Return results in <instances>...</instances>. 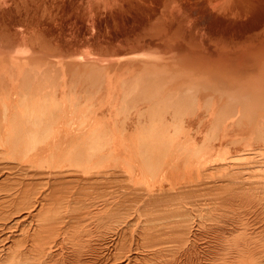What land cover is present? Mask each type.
<instances>
[{"label": "bare ground", "instance_id": "6f19581e", "mask_svg": "<svg viewBox=\"0 0 264 264\" xmlns=\"http://www.w3.org/2000/svg\"><path fill=\"white\" fill-rule=\"evenodd\" d=\"M0 264H264V0H0Z\"/></svg>", "mask_w": 264, "mask_h": 264}, {"label": "rangeland", "instance_id": "374dc122", "mask_svg": "<svg viewBox=\"0 0 264 264\" xmlns=\"http://www.w3.org/2000/svg\"><path fill=\"white\" fill-rule=\"evenodd\" d=\"M132 27H133V26H132ZM132 29H133V28H132ZM80 30H81V29H80ZM133 30H134V29H133ZM227 31H228V30H227ZM227 31L225 30V31H221V32H218V33H223V34H224V38H221V39H222L224 42H227V41H228L227 43H231V42H232L231 44H238V43H243V42L249 41V40H251L253 37H255V34L257 33L256 31L254 32V31H249V30H248V31H243V33H242V32H241V33H238L239 31H238V32H237V31H236V32H235V31H232L233 33H235V35H236V36H235L234 34H232L231 31H230V32H229V31L227 32ZM81 32L84 33L85 31H84V30H81ZM225 32H226V33H225ZM83 33H81V34L78 35L77 37H76V36L72 37V41L74 42V40H75L74 43H79V42H81L82 40H86V39L89 38V37H90V38H89L90 41L94 42L95 44H99V43H100L101 45H102V44H105V42H107V41H108V43H106V45H108V44H113L114 41H115V40H114V41H110V40H108V39H106V38L102 39V38H99V37H97V36H93V37H92V36H88V35H87L88 37L85 38V37H82V36H83V35H82ZM229 33H230V34H229ZM237 33H238V34H237ZM253 33H254V34H253ZM226 34H227V35H226ZM228 34H229L232 38L229 37ZM232 35H233V36H232ZM251 35H252V36H251ZM123 36H124V37H123ZM123 36H122L121 39H120L121 41H122V40L125 41V42H126V41H133V39H132V33L129 32V33L123 35ZM226 36H228V37H226ZM237 36H239V38H238ZM242 36L244 37V39H243ZM245 36H246V37H245ZM75 37H76V39H77V38H78V39H77V40L74 39ZM91 37H92V38H91ZM234 37L237 38V39H235ZM83 38H84V39H83ZM94 38H96L97 40L94 39ZM122 38H123V39H122ZM125 38H126V39H125ZM127 38H129V39H127ZM228 38H230V39L228 40ZM93 39H94L95 41H94ZM79 40H81V41H79ZM103 40H105V41H103ZM134 40H135V38H134ZM226 40H227V41H226ZM236 40H237V41H236ZM77 41H78V42H77ZM101 41H102V42H101ZM123 41H122L121 43H120V41H119V44H118V40H117V41H115L117 44H116V43H115V44H116V45H121L122 43H125V42H123ZM103 42H104V43H103ZM234 42H235V43H234Z\"/></svg>", "mask_w": 264, "mask_h": 264}]
</instances>
